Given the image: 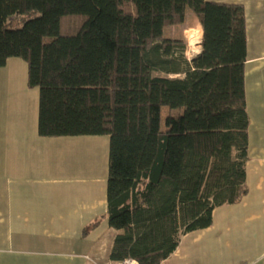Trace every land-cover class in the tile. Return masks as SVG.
<instances>
[{"label":"trees","instance_id":"16d2710c","mask_svg":"<svg viewBox=\"0 0 264 264\" xmlns=\"http://www.w3.org/2000/svg\"><path fill=\"white\" fill-rule=\"evenodd\" d=\"M188 13L203 31L191 61L174 33ZM187 30L201 32L195 20ZM10 58L26 62L28 87L39 89L40 137L110 138L112 263L162 264L184 234L247 194L242 5L0 0V68Z\"/></svg>","mask_w":264,"mask_h":264},{"label":"crops","instance_id":"0c3cea01","mask_svg":"<svg viewBox=\"0 0 264 264\" xmlns=\"http://www.w3.org/2000/svg\"><path fill=\"white\" fill-rule=\"evenodd\" d=\"M206 1L245 10L247 194L216 208L210 227L184 234L162 264H264V0ZM193 20L203 38L192 13L174 29L188 61L202 52V38L191 44L185 36ZM23 67L10 58L0 68V96L9 99L0 103V264H109L119 234L104 218L109 143L101 136L40 137L39 89H29L28 72L15 79ZM9 80L18 88L1 89Z\"/></svg>","mask_w":264,"mask_h":264},{"label":"rangeland","instance_id":"374dc122","mask_svg":"<svg viewBox=\"0 0 264 264\" xmlns=\"http://www.w3.org/2000/svg\"><path fill=\"white\" fill-rule=\"evenodd\" d=\"M18 26V25H17ZM16 26V27H17ZM20 26V25H19ZM168 34V32H166V35ZM186 42H187V39H186ZM188 43V42H187ZM195 48V47H194ZM18 60H20V61H22L23 62V64H24V67L22 68V69H20V71H21V75H20V73L18 72V71H16L15 72V76H16V80L17 81H19V80H21L22 81V78H23V80L25 79V77H26V74H27V72H28V66H27V64H26V62L22 59L21 60V58H18ZM156 75H160V76H163V74L162 73H156ZM20 76V77H19ZM172 76V78H182L183 76L182 75H177V76H174V75H171ZM4 81V80H3ZM11 87H16V88H18V82H15V85L14 86H12V83L10 82V80L7 82V84L4 86V85H1V89H11ZM19 89H23V88H20V86H19ZM29 89H38V88H29ZM39 91V90H38ZM9 101V99H8V97H6L5 95H2V96H0V103H3L4 104V102H8ZM169 109L168 108H164V110H163V119H165L166 117H167V111H168ZM173 114H174V116H176L177 114H178V112H177V110H175L174 112H173ZM38 125V124H37ZM162 126H164V121H162ZM99 140L98 141H100V143H103L104 141H106V142H108L109 143V146H110V138H109V136H101V138H98ZM70 163V162H69Z\"/></svg>","mask_w":264,"mask_h":264},{"label":"bare ground","instance_id":"6f19581e","mask_svg":"<svg viewBox=\"0 0 264 264\" xmlns=\"http://www.w3.org/2000/svg\"><path fill=\"white\" fill-rule=\"evenodd\" d=\"M186 37H187V39L190 40L191 44H196L198 41L201 40L202 34H200L198 31H193V30L189 31L188 30V31H186ZM195 49H196V47H195Z\"/></svg>","mask_w":264,"mask_h":264},{"label":"built area","instance_id":"2783aa9c","mask_svg":"<svg viewBox=\"0 0 264 264\" xmlns=\"http://www.w3.org/2000/svg\"><path fill=\"white\" fill-rule=\"evenodd\" d=\"M109 264H138V262L134 259H131V258H127L119 263H109Z\"/></svg>","mask_w":264,"mask_h":264}]
</instances>
